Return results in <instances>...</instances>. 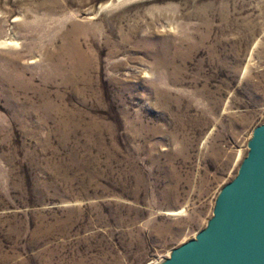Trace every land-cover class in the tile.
Wrapping results in <instances>:
<instances>
[{
	"label": "rangeland",
	"instance_id": "obj_1",
	"mask_svg": "<svg viewBox=\"0 0 264 264\" xmlns=\"http://www.w3.org/2000/svg\"><path fill=\"white\" fill-rule=\"evenodd\" d=\"M263 123L264 0H0V264L163 261Z\"/></svg>",
	"mask_w": 264,
	"mask_h": 264
},
{
	"label": "water",
	"instance_id": "obj_2",
	"mask_svg": "<svg viewBox=\"0 0 264 264\" xmlns=\"http://www.w3.org/2000/svg\"><path fill=\"white\" fill-rule=\"evenodd\" d=\"M238 175L219 193L208 225L156 264H264V123Z\"/></svg>",
	"mask_w": 264,
	"mask_h": 264
}]
</instances>
